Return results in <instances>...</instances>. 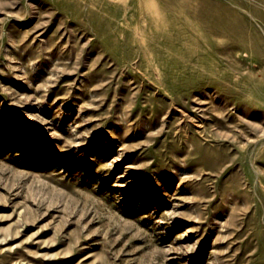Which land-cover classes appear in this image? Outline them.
I'll use <instances>...</instances> for the list:
<instances>
[{
    "label": "rangeland",
    "instance_id": "1",
    "mask_svg": "<svg viewBox=\"0 0 264 264\" xmlns=\"http://www.w3.org/2000/svg\"><path fill=\"white\" fill-rule=\"evenodd\" d=\"M0 264H264V0H0Z\"/></svg>",
    "mask_w": 264,
    "mask_h": 264
}]
</instances>
